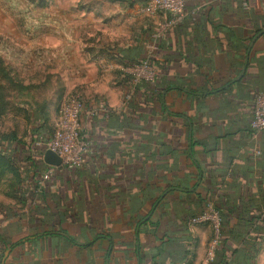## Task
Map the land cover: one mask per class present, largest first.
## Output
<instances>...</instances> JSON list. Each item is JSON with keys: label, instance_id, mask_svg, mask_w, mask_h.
<instances>
[{"label": "crops", "instance_id": "0c3cea01", "mask_svg": "<svg viewBox=\"0 0 264 264\" xmlns=\"http://www.w3.org/2000/svg\"><path fill=\"white\" fill-rule=\"evenodd\" d=\"M184 1L200 15L158 42L157 99L142 90L126 106L108 98L109 117L86 122L82 166L52 167L35 205L2 174L0 264H200L206 234L190 218L205 210L196 194L234 201L264 185V132H249L251 99L264 93V33L250 45L264 30V0ZM149 31L140 27L137 46L119 52L123 65L143 59ZM41 155L36 173L48 167ZM228 226L236 234L225 248L242 263L241 224L233 216ZM255 264H264V243Z\"/></svg>", "mask_w": 264, "mask_h": 264}, {"label": "rangeland", "instance_id": "374dc122", "mask_svg": "<svg viewBox=\"0 0 264 264\" xmlns=\"http://www.w3.org/2000/svg\"><path fill=\"white\" fill-rule=\"evenodd\" d=\"M178 1L186 8L184 0H140L132 5L125 0H0V153L11 152L15 158L20 179L12 175L14 188H22L29 197L44 174L37 171L34 177L19 157L24 144L33 156L42 152L44 138L35 135L36 120L45 123L50 137L60 107L71 95L78 94L87 106L108 107V98L119 97L126 106L138 98L129 76L134 84L143 81L152 86L157 74L153 68L123 65L117 55L137 46L140 27H150L143 60L150 58L156 39L163 40L166 29L177 25L169 24L164 13L175 11ZM251 129L264 131V127ZM11 136L21 144H9ZM11 174L7 173L6 181ZM43 185L44 180L41 189ZM37 200L38 194L31 196L30 204ZM204 214L201 223L191 224L206 234L202 262L219 238L217 215L207 210Z\"/></svg>", "mask_w": 264, "mask_h": 264}, {"label": "trees", "instance_id": "16d2710c", "mask_svg": "<svg viewBox=\"0 0 264 264\" xmlns=\"http://www.w3.org/2000/svg\"><path fill=\"white\" fill-rule=\"evenodd\" d=\"M243 3L246 4V2L242 1L241 5ZM191 10L193 11L194 9H187V11H191ZM195 13H196V17L193 20L189 17H186L176 26H171L170 28L166 29L165 33L173 27H178L180 24H182L185 21L190 22V23H195L200 15V10L199 9L196 10ZM158 42L159 41L156 39V43H155L156 50H158L159 48ZM154 53L155 52H153L152 56L148 58V60L146 61H147L148 66L153 68L155 72L157 73L156 60H153ZM144 61L145 60L143 59L136 60L132 62L131 64L139 65ZM155 79H156V76H155ZM128 80L130 84L135 87V93L137 91L142 90L143 94H145L146 99L149 97V95L152 97V99H157V97L159 96L158 92L155 91L156 90L154 86L155 83H153L151 87H148V85L144 83L143 81L139 82V84H134L133 79L130 76L128 77ZM146 87L148 88V90L146 89ZM144 88L146 89L145 91L143 90ZM251 100H252L251 103H252V110H253V105H254L253 99ZM175 117H180V116L176 115ZM34 124H35V129H36L35 135L38 137H42V139L44 138V141H45L49 135L46 132L45 123L43 121L41 123L40 120H36ZM249 132L252 133L254 132V130L250 128ZM263 132L264 131H262L261 133ZM8 143L17 144V145L21 144L15 138V136H11V138H9ZM194 145L196 144H193V146ZM23 147H24V152H22L21 156H19L20 162L30 166L32 168L33 175L35 176L37 164L39 162L40 163L42 162L39 158H37V156H33V154H31L30 147L25 146V144ZM257 155L264 163V149L263 148L257 150ZM14 159L15 158H13V155L11 154V152H9L6 155L0 153V178L4 172H11V173H14L12 175L15 177V179L16 178L18 180L20 179L19 175L15 173L18 170V166L16 165ZM263 175H264V170H263ZM14 183H15V180H14ZM19 183H23V181L20 180ZM11 189H13V193H16L17 195H21L23 192L22 188L19 189L18 186L17 188H14V186H11ZM214 192L215 191L207 190L203 194H196V200H197V203L200 204V208L203 207V210H205L206 206L210 204L212 209L217 213V217H218V235H219L218 248L215 250L213 261L210 264H255L256 254L261 248V245L264 243V241L262 240L264 236V185L260 187L259 189H257L256 194H253V192L251 193L246 192L245 194H243L242 197L234 201L231 200L230 197H228L224 193L217 194ZM30 193H29L28 200H30V197L32 196V193L31 194ZM39 194L40 195L42 194V189L40 190ZM213 196H214V200H212ZM203 212L204 211H202V213L192 215L190 219L192 220V219L198 218L199 216L203 214ZM233 216H236V219L241 224L242 230L241 232H238L237 234L240 235V237H242L243 242L241 243L245 245L246 247V250L244 252L245 254L244 261L242 263L234 262L232 260L233 254L229 253L228 250L225 248L227 237H230L232 234H236V232L230 229L228 226V221L230 217H233ZM187 222L188 221H186V223ZM18 244H20V241L11 243L9 247L13 248L17 246Z\"/></svg>", "mask_w": 264, "mask_h": 264}, {"label": "built area", "instance_id": "2783aa9c", "mask_svg": "<svg viewBox=\"0 0 264 264\" xmlns=\"http://www.w3.org/2000/svg\"><path fill=\"white\" fill-rule=\"evenodd\" d=\"M178 7L171 12H165L168 16L167 21L171 25L179 24L184 18L189 17L192 20L195 18V10L187 11L184 3L178 1ZM246 4L243 3L242 7ZM147 59L141 63L147 64ZM133 83L136 81L133 79ZM253 110L249 126L253 129H260L264 127V94H257L253 98ZM110 113V109L104 104L98 105H84L82 99L78 94L71 95L60 107L57 120L55 122L54 134L48 137L44 143H42V155L47 150L55 153L61 159V165L69 169L80 168L83 164L82 156L86 154L90 147V141L86 137L85 124L86 122L93 120L98 116L107 118ZM52 167H47L40 180L33 184L32 198L35 194L40 192L42 180L45 176L51 173ZM106 170V169H104ZM35 205L36 202H32ZM211 205H207L205 211H209L214 215L217 213L211 209ZM214 211V212H213ZM205 218L203 213L198 218L192 219L191 224H199ZM218 218V217H217ZM218 222V219H217ZM218 248V241L215 240L210 246L207 256L203 264H210L213 261L215 250Z\"/></svg>", "mask_w": 264, "mask_h": 264}, {"label": "water", "instance_id": "95a60500", "mask_svg": "<svg viewBox=\"0 0 264 264\" xmlns=\"http://www.w3.org/2000/svg\"><path fill=\"white\" fill-rule=\"evenodd\" d=\"M264 33V30H262L261 32L257 33L254 38H252L251 40V44L252 45L255 40L262 34ZM247 64V60H245V66ZM245 66L244 68L241 70V72L238 74V76L233 79L229 84H233L237 81H239L241 79V77L244 75L245 73ZM42 161L46 166L49 167H59L61 165V159L53 152L47 150L43 153V157H42ZM8 251L4 254V258L7 256Z\"/></svg>", "mask_w": 264, "mask_h": 264}]
</instances>
